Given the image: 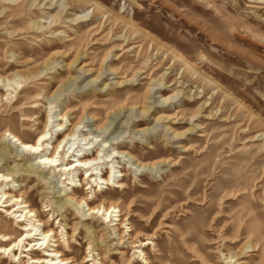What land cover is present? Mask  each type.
I'll return each instance as SVG.
<instances>
[{"label":"rangeland","instance_id":"rangeland-1","mask_svg":"<svg viewBox=\"0 0 264 264\" xmlns=\"http://www.w3.org/2000/svg\"><path fill=\"white\" fill-rule=\"evenodd\" d=\"M0 75L19 82L0 98V148L8 147L0 172L69 256L264 264V0H0ZM6 83L0 78V94ZM80 119L65 160L89 134L88 151L104 163L91 180L84 171L43 173L36 156L1 136L9 129L34 142L48 122L55 145L72 128L58 124ZM102 175L108 185H96ZM70 190L94 205L119 204V232L102 211L66 203ZM4 216L0 233L14 241L22 231ZM93 244L100 250L89 253ZM15 253L0 254V264H32Z\"/></svg>","mask_w":264,"mask_h":264},{"label":"bare ground","instance_id":"bare-ground-1","mask_svg":"<svg viewBox=\"0 0 264 264\" xmlns=\"http://www.w3.org/2000/svg\"><path fill=\"white\" fill-rule=\"evenodd\" d=\"M48 2L50 3V6L49 7L44 6L43 8L52 9L53 8L52 6L54 5L53 1H48ZM85 16H87V14L84 15V17ZM81 17L83 18V16H80L79 18ZM0 78H2V81L7 82L5 84L4 94H0V98H3V96L5 95L6 96L12 95L13 92H15V90L18 88L19 82L13 81V78H10V77H2V75H0ZM175 84L176 83H172L168 86L165 85V88H164L165 91H167L170 87H172ZM157 87H158L157 90H159L161 88V84H158ZM1 88L2 87H0V91H1ZM21 88L22 87H20V89ZM151 90L152 89H149V91ZM11 100L12 99H10V102ZM168 100H169L168 98H165V102H168ZM17 101L18 99H15L14 103ZM166 108L167 107H165V109ZM65 117H66V113L62 115L60 114V117L57 120L61 122ZM82 122L83 121L80 119V120H77L73 124L66 125L65 127H63L62 123L58 124V126L60 127L58 130L66 129L67 126H72V128L66 129L67 132L65 133L63 139L60 140L55 145H53L52 143V140H53V137L51 134L52 129L47 130L48 122L45 124L43 130L40 132V134L38 135L37 139L34 142L29 137H27L25 140H22L20 137L10 132L9 129H6L1 134V136L11 137L14 143L20 145L28 153V155L36 156L37 167L43 166V170H42L43 173L45 172V169L56 171L59 168L58 172H60L61 175H65L69 177V176H72L73 173L84 171L85 174H89L87 179L91 180V178L93 177V174H97L95 170H97L98 167L103 165L104 163H101L99 161L101 159L99 155L100 152L95 155L93 154L92 151L91 152L88 151L90 148L93 147L91 145L93 144V141H92L93 139H91L90 136H88L89 134L82 135L84 136V140L89 139V142L87 143V147H82V148L75 149V150L73 149L74 151H72L69 155V158L71 159L70 163L66 162L65 160L72 146L69 147L68 150H65V149L68 145H71V144L73 145L72 143L73 138L75 137V134L77 133L79 129V125L82 124ZM171 129L172 127H169V130ZM48 134H50L49 137H47ZM44 146H46V148H44ZM49 149H51L52 151L48 152ZM45 150H48V151L46 152ZM7 151H8V147L2 146L0 148V156L3 157L7 153ZM135 162H137L142 167H147V165L144 164L139 159H135ZM12 171L15 173L17 169L15 168ZM24 171L31 174L34 172V168L25 167ZM120 176H126V175L124 173H121ZM8 181H9V176H7L6 174H1L0 172V212L5 214L4 216L5 218H7L8 216V220H7L8 224L11 222V220H14L17 228L22 231V234L16 240L11 241L13 237L12 235L0 233V254L8 253V255L13 254V256L16 257L17 254L15 252L19 250L20 255H23V257H28L29 260H31L32 264H94V263L97 264L96 261L94 262L93 255H91L92 257L91 259L84 258L82 262H78L75 256H72V255L69 256L67 252L61 250L59 239L56 238L57 233L55 232V228L51 227V224L49 223L48 220L43 221L42 214L37 209H35L31 203H29L25 199L23 194L17 195L15 191L12 190L13 186L9 187ZM79 181H80V184L84 182V180L81 181V179H79ZM103 183L107 185L109 184L108 179H104L102 175L99 177V182L96 183V185L103 184ZM116 183H117V187L124 186L121 181H117ZM88 185H91V184H88ZM88 189L92 190L93 186L92 185L89 186ZM80 193L81 192L78 190H70L69 193H66L65 202L69 204L70 202L74 201L78 205L79 204L82 205L83 203H85L86 206L88 207V211L90 212L91 216L97 215L102 211V216L105 217L104 220H106L108 223H112L110 226H115V230L119 232V229H117V226L120 223H122L120 222L121 219L115 218V217H114L115 219H112L113 216H116V217L121 216L122 210L120 209L119 204L115 202H110L106 206L105 203L102 202L99 205H94L93 203H89L87 198L79 195ZM96 193L97 192L94 191L95 197H96ZM116 212L118 214H114ZM115 221H118L120 223L115 222ZM34 230H35V233L33 232ZM77 230H78L77 225H74L72 227V235L67 237V240L65 241L68 252L72 251L71 250L72 246L70 245V242L74 239L73 233L76 232ZM11 231L16 232L17 230L14 228H11ZM37 231H39V233H36ZM88 231H90V229ZM66 235H68L67 232H66ZM90 235H91V242H94L95 239L102 240V238L99 237L97 232H90ZM118 235L120 236V239L123 238V236H121L120 233ZM8 241H10V243L6 244V242ZM28 246H30V248H28ZM140 246H144V244L141 243ZM90 249L91 250L89 251V253L92 251L100 250L97 244L91 245ZM139 252L143 255V257L145 256V253L143 252V250H139ZM96 255L100 256L101 253L97 252ZM144 259H145V262H147L146 257H144ZM101 262L102 261L98 263L102 264ZM227 262H230V261H227Z\"/></svg>","mask_w":264,"mask_h":264}]
</instances>
